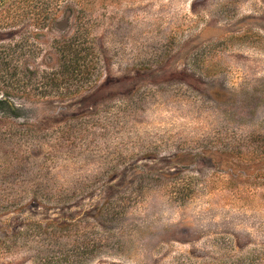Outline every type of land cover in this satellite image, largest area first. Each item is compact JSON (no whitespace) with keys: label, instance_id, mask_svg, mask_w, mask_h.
I'll use <instances>...</instances> for the list:
<instances>
[{"label":"rangeland","instance_id":"374dc122","mask_svg":"<svg viewBox=\"0 0 264 264\" xmlns=\"http://www.w3.org/2000/svg\"><path fill=\"white\" fill-rule=\"evenodd\" d=\"M0 99V264H264V0H4Z\"/></svg>","mask_w":264,"mask_h":264},{"label":"trees","instance_id":"16d2710c","mask_svg":"<svg viewBox=\"0 0 264 264\" xmlns=\"http://www.w3.org/2000/svg\"><path fill=\"white\" fill-rule=\"evenodd\" d=\"M2 1H4V0H0V2H2ZM82 45H84L83 42H82ZM82 45H81V41L78 40V41H75V43L72 46L65 45V47H64L63 54L65 55V64L62 67V70H63V76H64L65 80H69V79H72L74 77L79 78L80 75L84 74L81 71V62L82 61L79 58L82 55V53L84 52ZM70 53L74 56L69 55ZM74 57H75V61L73 63H70L71 62L70 58L72 59Z\"/></svg>","mask_w":264,"mask_h":264},{"label":"flooded vegetation","instance_id":"af4514ba","mask_svg":"<svg viewBox=\"0 0 264 264\" xmlns=\"http://www.w3.org/2000/svg\"><path fill=\"white\" fill-rule=\"evenodd\" d=\"M6 100L0 99V105L3 104Z\"/></svg>","mask_w":264,"mask_h":264}]
</instances>
